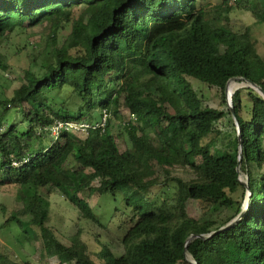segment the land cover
<instances>
[{"label":"trees","instance_id":"obj_1","mask_svg":"<svg viewBox=\"0 0 264 264\" xmlns=\"http://www.w3.org/2000/svg\"><path fill=\"white\" fill-rule=\"evenodd\" d=\"M229 1L206 10L199 0H0V44L38 25L49 29L36 50L41 60H34L43 72L27 71L11 98L0 97V185H17L23 202L8 221L32 226L43 257L56 256L58 264H264V174H253L264 167V95L252 87L245 98L241 89L234 93L229 114L237 117L240 134L237 127L233 148L214 152L209 138L226 112L206 105L189 80L220 88L224 99L233 78L264 90V55L249 25L235 30L229 23L223 8ZM258 1L261 8L252 13L264 26V0ZM66 88L79 99V111L52 108L47 96ZM11 104L23 109L27 130L13 123L1 132ZM122 106L136 116L127 126ZM104 109L110 113L104 132L91 129L85 138L64 133L44 145L47 134L39 129L57 119L97 122ZM112 116L129 139L124 151L118 145L123 133L110 128ZM178 166L195 177L173 174ZM240 171L252 192L247 207ZM55 190L77 206L79 218L95 221L80 193L121 191L133 208L121 239L124 253L116 256L103 245L97 253L102 262H96L80 230L63 243L48 225V196ZM191 200L203 204L202 216L190 215ZM221 206L234 212L216 225L212 211ZM0 264L31 263L6 250Z\"/></svg>","mask_w":264,"mask_h":264},{"label":"rangeland","instance_id":"obj_2","mask_svg":"<svg viewBox=\"0 0 264 264\" xmlns=\"http://www.w3.org/2000/svg\"><path fill=\"white\" fill-rule=\"evenodd\" d=\"M223 2L224 0H199L198 7L213 10L223 4ZM223 8L229 10V23L235 30L241 29L246 25L252 28L254 38L258 43V50L264 55V26H261L255 21L252 13L254 10L261 8L259 1L231 0L228 4L223 5ZM69 31L70 25L61 32L62 38L60 39L62 40ZM48 33L49 29L47 25H38L30 29L27 33L28 35L13 34L8 41L1 42L0 97L11 98L14 90L26 81L25 74L27 71H32L36 74L43 72L39 65L41 58H37L38 52L36 50L39 48L40 42H44ZM25 44L27 48L22 49ZM217 50L218 52H222L223 47L218 45ZM35 58L39 60L38 63H34ZM189 80L206 105L226 112L225 117L216 124L219 132L209 138L212 141V150L214 152H224L233 148L238 126L235 118L229 114V108L232 105V96L238 89H241L242 95L245 98L247 95L246 88L255 87L246 80L238 78L232 79L225 90L224 99V94L220 88L209 86L196 78L189 77ZM255 89L257 90V88ZM47 98L52 104L53 109L63 107L75 112L80 109L79 99L72 94L70 88L58 91V94L52 92ZM9 108L4 117L6 124L3 125L1 132L7 130L8 125L13 123H16L20 131L27 130L29 122L23 117V109L18 110L17 107L14 108V104H11ZM23 108L26 111L32 110L28 103H25ZM121 109L123 115H126L128 109L125 106H122ZM97 113L100 116V113ZM83 120L88 121L89 119L85 118ZM119 124V120L113 117L110 128L113 133H123V136L118 139V145L120 150L124 151L130 146V142L123 132L124 129ZM79 137L85 138L86 135L80 134ZM43 143L45 146L49 144L50 138L46 136ZM173 174L185 177L186 179L195 177L194 172L181 166H178L173 171ZM253 174L255 176L264 174V167L260 170L253 169ZM240 179L243 182H248L246 172L240 171ZM99 184V179H95L93 186H99ZM169 187L173 188V184L171 183ZM19 192L20 188L17 185H0V252L9 250L17 260H28L31 264H58L59 259L56 256L51 258L42 256V241L39 236L34 234L32 226L21 225L15 219L8 221L12 215L23 208V202L18 199ZM240 195L241 190L233 196L239 199ZM248 195L249 193L247 192L246 198ZM80 196L92 207L98 221L82 217L79 218V209L77 206L66 198L60 190H55L48 196L51 204L48 225L55 231L58 238L68 245L71 243V236L80 230L81 238L87 243L92 258L98 263L102 261L98 258L97 253L100 252L103 245H108L116 256L124 253V244L121 239L131 225L133 208L126 204L123 193L121 191L102 194L98 192L91 194L83 192L80 193ZM155 197L160 202L161 199L159 196ZM203 209V204L198 201L191 200L188 204V211L192 216H202ZM233 212V208L221 206L218 210L212 211V218L216 220V225H220ZM20 219L27 222L30 216L20 215ZM187 258L192 260L189 254H187Z\"/></svg>","mask_w":264,"mask_h":264},{"label":"built area","instance_id":"obj_3","mask_svg":"<svg viewBox=\"0 0 264 264\" xmlns=\"http://www.w3.org/2000/svg\"><path fill=\"white\" fill-rule=\"evenodd\" d=\"M110 113L107 109L103 110L102 118L97 122L88 121H74V120H61L57 119L53 124L44 128V130L39 129V133L44 131L49 138L53 140H59L62 138L64 133H70L79 136L80 134L88 135L91 129L101 128L104 132L107 128ZM136 119V116L131 112H127L125 118L122 121V125L127 126L130 121ZM14 165H18L17 162H13Z\"/></svg>","mask_w":264,"mask_h":264},{"label":"water","instance_id":"obj_4","mask_svg":"<svg viewBox=\"0 0 264 264\" xmlns=\"http://www.w3.org/2000/svg\"><path fill=\"white\" fill-rule=\"evenodd\" d=\"M233 79H235V78H233ZM230 80H232V79H230ZM230 80H229L228 83H227L226 89H227V87L229 86ZM248 82H249V81H248ZM249 83H250L252 86H254L255 88H257V90H258L261 94L264 95V90H263V89H261L260 87L256 86L255 84H253V83H251V82H249ZM232 97H233V96H232ZM230 107L232 108V105H231ZM232 111H233V114H234L235 111H234L233 109H232ZM234 118H235L236 124H237V126H238V134H240V133H239L240 130H239V122H238V119H237L236 116H234ZM241 160H242V150H241V143H240V154H239V166H238V168L240 167ZM241 182H242L245 186H247V190H248V193H249V195H248V199H247V202H246V207H247L248 204H249L250 196H251L252 192H251L250 188L248 187V182H243L242 180H241ZM244 211H245V210H244ZM244 211H242V212L238 215V217H237L236 219H234L233 221H231L230 223H228L226 226L220 228L218 231L224 230V229H226V228L232 226L234 223H236V222L242 217V215L244 214ZM195 237H196L195 235H192V236L189 238L188 243H189L193 238H195ZM188 243H187V245H188Z\"/></svg>","mask_w":264,"mask_h":264},{"label":"bare ground","instance_id":"obj_5","mask_svg":"<svg viewBox=\"0 0 264 264\" xmlns=\"http://www.w3.org/2000/svg\"><path fill=\"white\" fill-rule=\"evenodd\" d=\"M230 97V96H229ZM231 98V97H230Z\"/></svg>","mask_w":264,"mask_h":264}]
</instances>
